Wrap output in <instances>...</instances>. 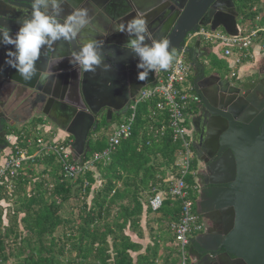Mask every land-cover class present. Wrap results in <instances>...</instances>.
<instances>
[{
    "label": "water",
    "instance_id": "water-1",
    "mask_svg": "<svg viewBox=\"0 0 264 264\" xmlns=\"http://www.w3.org/2000/svg\"><path fill=\"white\" fill-rule=\"evenodd\" d=\"M169 2L170 9L163 8ZM222 0H65L61 5V19L70 15L76 8H87L92 23L75 40L58 41L54 45L52 55L63 57V61L53 69L59 73L54 77L56 83L41 86L34 78L24 81L19 73L5 64L6 52L15 50L14 46H0V151L8 148L7 130L18 125L34 122L44 118L55 125L59 131L72 138L71 148L74 159L84 165L91 153L90 138L98 131L100 120L106 114L111 122L116 116L123 117L129 103L142 89L155 82V72H149L143 80L138 79V57L124 45L129 37L126 33L117 32L121 24H126L135 17L146 19L152 40H169V50L181 52L189 33L199 27L216 31L222 28L230 36L239 35L237 20L239 13L231 2L223 4ZM212 7V9H211ZM221 9L217 13V9ZM32 0H0V18L6 28L11 29L14 36L25 19L30 18ZM177 10L174 12L173 10ZM216 9V11H214ZM89 39L103 41L104 63L112 66V70L98 69L95 73H78L70 63L71 53L77 50L82 42ZM146 43H150L146 40ZM201 49L197 41L189 49L193 70L192 86L196 95L203 100V106H212L209 80L221 81L220 76L213 75L208 64L200 63L195 56ZM46 49L41 50V60L37 67L43 69L46 60ZM164 71V70H161ZM264 86V81L261 82ZM17 87L24 95L23 102L10 109L7 97L11 99L13 88ZM236 88L229 87L232 94ZM33 104L31 114L23 122L12 120L14 114L28 109ZM19 105V106H18ZM233 121V117H231ZM231 125L235 133L231 138L222 139L224 148L233 155L237 170L233 173L231 190L224 202L226 209L216 213L209 219L213 231L204 236L216 234L220 225L224 227L217 249L212 250L215 256L206 254L201 242L190 248V255L195 264H264V113L254 122L238 129L234 122ZM41 126V125H39ZM216 230V231H215ZM202 251V252H201Z\"/></svg>",
    "mask_w": 264,
    "mask_h": 264
},
{
    "label": "trees",
    "instance_id": "trees-1",
    "mask_svg": "<svg viewBox=\"0 0 264 264\" xmlns=\"http://www.w3.org/2000/svg\"><path fill=\"white\" fill-rule=\"evenodd\" d=\"M235 3L243 24L258 28L262 0ZM147 112L110 161L78 179H64L57 158L45 154L24 163L14 190L0 186V264H179L169 228L180 220L181 201L165 199L158 212L150 206L176 173L178 146L169 131L148 136ZM107 145L90 144L91 155ZM186 182L196 186V174Z\"/></svg>",
    "mask_w": 264,
    "mask_h": 264
},
{
    "label": "built area",
    "instance_id": "built-area-1",
    "mask_svg": "<svg viewBox=\"0 0 264 264\" xmlns=\"http://www.w3.org/2000/svg\"><path fill=\"white\" fill-rule=\"evenodd\" d=\"M260 30V28L250 29L248 24H245L239 27L238 36H230L224 31H211L204 27H199L197 31L189 33L183 45L184 49L176 53L169 67L164 71H156L155 82L142 89L131 100L127 113L110 134L106 149L95 153L89 160L87 159L84 165L75 161L71 142L68 144L46 142L44 138L38 137L39 133L35 142L29 136L22 134L23 141L27 147L35 143L39 149L38 154L43 153L56 157L61 165L64 179L74 181L90 171L96 162L110 161V156L117 148L132 138L137 120L146 108L148 112L146 116H143L146 119L148 136L157 139L169 131L173 142L178 146L176 173L165 180L167 187L156 193L150 200V206L153 212H158L165 199L181 201L180 220L172 223L169 231L176 244L179 264H193V258L190 255L191 238L204 232V224L195 212V203L189 196V187L186 182L194 160L192 139L186 125L187 118L194 112L200 101L190 81L193 70L187 60L186 51L188 50L186 49L197 41L208 45H219L224 59L231 68L230 78L237 79L239 78V67L253 62L256 58L255 47ZM152 103H154L153 106ZM164 118L168 120V124L161 123ZM155 123L161 124L156 126ZM19 141L20 137L16 133L8 135L7 142L10 152L0 151V186H5L9 191L14 190V182L20 177L24 163L35 159L28 154L27 149L18 146Z\"/></svg>",
    "mask_w": 264,
    "mask_h": 264
},
{
    "label": "flooded vegetation",
    "instance_id": "flooded-vegetation-1",
    "mask_svg": "<svg viewBox=\"0 0 264 264\" xmlns=\"http://www.w3.org/2000/svg\"><path fill=\"white\" fill-rule=\"evenodd\" d=\"M229 1L236 6L235 0H222L221 2L229 5ZM168 3V1L163 3L164 9L171 8ZM173 11L177 12L176 9ZM220 11V8L217 9V13ZM211 55V50L200 49L195 56L192 54L191 57L199 58L202 56L200 63L206 62L212 71L210 73L217 77L220 76L221 81L226 80V82H220L216 78L209 80L210 92L208 95L211 98L212 106L204 107L203 100L198 96L200 102L194 112L187 118V128L192 139L194 158L201 165V170L195 172V188L199 192V198L196 203L194 202L195 212L204 224V232L201 234L200 242L210 249L205 252V255L215 256L216 253L211 251L217 249L221 240L219 232L224 231V227L220 225L221 229H218L216 234L208 236H204V234L213 231L209 219L215 217L216 213L221 214V211L226 209L224 202L229 197L227 192L231 190V184L233 183L231 178L237 170L233 155L224 148L222 139L225 138L227 142V139L235 133L231 122H234L238 129H242L249 124V121H256L264 113V86L261 85V82L264 81V62L255 68L254 73L250 76L253 78H249L242 84H236L230 76H221V74L214 71L210 62L205 60L210 58ZM189 56L187 55V60L191 65ZM192 80L193 74L190 79L191 83ZM0 84L3 89L7 87L3 82H0ZM228 85L236 88L238 92L232 90V94H229ZM11 92H13L10 96L13 100V106L18 103L20 105L24 99L22 91L15 87ZM4 99L5 97L1 101L4 102ZM27 106L28 109L23 111V117L19 116L23 112H19L14 114L12 120L16 122H22L23 118L25 120L31 114L33 104H27ZM231 117H233V121H231ZM101 122H108L106 114L100 120ZM9 131L7 130L8 134ZM193 264H195V260H193Z\"/></svg>",
    "mask_w": 264,
    "mask_h": 264
},
{
    "label": "clouds",
    "instance_id": "clouds-1",
    "mask_svg": "<svg viewBox=\"0 0 264 264\" xmlns=\"http://www.w3.org/2000/svg\"><path fill=\"white\" fill-rule=\"evenodd\" d=\"M65 0H32L30 18L25 19L19 31L13 36L11 29L0 23V46H14V51L6 52L5 64L14 68L24 81L34 78L41 86L50 82L56 83L54 77L59 73L54 72L63 57L52 55L54 45L58 41L75 40L92 23L87 8H76L67 17L61 19V5ZM2 22V18H0ZM117 32L126 33L128 43L124 45L135 54L139 63L138 79L143 81L151 71L165 70L176 57L175 50H169V40H152L146 19L135 17L126 24H121ZM149 40L150 43H146ZM46 49L43 69L37 67L41 60V50ZM103 41L89 39L71 53L69 59L78 73H95L98 69L112 70V66L104 63Z\"/></svg>",
    "mask_w": 264,
    "mask_h": 264
},
{
    "label": "rangeland",
    "instance_id": "rangeland-1",
    "mask_svg": "<svg viewBox=\"0 0 264 264\" xmlns=\"http://www.w3.org/2000/svg\"><path fill=\"white\" fill-rule=\"evenodd\" d=\"M262 3H264V0H262ZM259 11H260V14H259V22H258V28L260 27H264V6H261L259 8ZM242 11L240 10V13ZM246 18H248V15H245ZM246 20V19H245ZM248 23H249V20L247 19L246 20ZM244 21V18H241L239 16L238 20H237V23L238 25L242 26ZM247 22H246V25H247ZM218 32H222L223 29L222 28H219L217 30ZM203 45H206L205 42H203ZM210 45V44H209ZM208 47L212 50L213 54L210 56V58H208V61L210 62L211 66H213L214 68V71L221 74V76H227L229 77L230 76V73H231V68L228 66V64H226L225 62V59L223 57V54H222V49L219 45H210ZM256 49L258 50H262L261 51V55L264 56V37H257V42H256ZM246 65H241L239 68V78H237L236 80L233 79L235 81L236 84H242L244 83L245 81H247L249 78H253V77H250L249 74H247L245 71H243V68L245 67ZM255 70V68H254ZM189 86H187L188 88ZM120 118H117L115 117L114 120H113V123H109V121L107 123H104V122H101L100 123V126H99V130L96 131V132H93L92 135H91V138H90V144L93 146V147H96L102 143H105V142H108V139H109V135L112 134L113 132V129L114 127L120 123ZM35 125H41V135L43 136V138H46L47 137V131L48 130H54V131H57L58 132V128L53 125L50 121L48 120H45L44 118H41L39 120H34L33 122ZM188 127V124L186 125ZM39 127V126H38ZM39 127V128H40ZM11 131H9L10 133ZM71 138H69L68 140L70 141ZM67 144V143H66ZM92 157L91 153L88 154V158L90 159ZM37 170L41 169V167H37L36 168ZM201 170V165L200 163L197 161V159L194 158L193 162H192V165H191V168H190V174L188 177H190L192 175L193 177V173L197 172ZM187 177V178H188ZM188 187H189V196L194 200V202L196 203L198 198H199V192L196 190L195 186H191L189 184H187ZM7 223V222H6Z\"/></svg>",
    "mask_w": 264,
    "mask_h": 264
},
{
    "label": "crops",
    "instance_id": "crops-1",
    "mask_svg": "<svg viewBox=\"0 0 264 264\" xmlns=\"http://www.w3.org/2000/svg\"><path fill=\"white\" fill-rule=\"evenodd\" d=\"M243 25H245V24H242V26L240 25L239 27H243ZM257 46V45H256ZM201 49H208V50H211L209 47H208V44H206V45H203V42H201ZM200 50V49H199ZM199 50H197V51H199ZM212 51V50H211ZM262 51V50H261ZM261 51L260 50H258V49H256V47H255V54H256V58H255V60L253 61V62H249L248 64H246V66L243 68V71H245L247 74H249V76H251L253 73H254V68H256L257 66H259L261 63H263L264 62V56H262L261 55ZM212 54H213V52H212ZM205 60H208L207 58L205 59ZM225 62H226V64H228V66H229V63L225 60ZM230 67V66H229ZM4 101H8V98L7 97H5V99H4ZM12 102H13V100L12 99H10L8 102H7V105H6V107L8 108V109H10L11 110V108L13 107V104H12ZM23 114V115H22ZM19 116H21V117H23L24 116V112L23 113H20V115ZM27 119V118H26ZM25 119V120H26ZM121 120L123 119V117H121L120 118ZM24 120V118H23V120H22V122L23 121H25ZM120 120V121H121ZM39 125H35L33 122H27V123H25V124H23V125H18V127H16V128H14V129H11L10 131V134H12V133H16V135L17 136H19L20 137V141H19V143H18V146L20 147V148H22V149H27V152H28V154L30 155V156H32V157H38V156H40V155H45V154H38L39 153V149H38V147L36 146V144L34 143L32 146H28L27 147V144L25 143V141H23V136H22V134H24V135H26V136H29L30 137V139L32 140V141H34L35 142V140H36V138H37V134L39 133L40 134V136H38V137H41V138H43V136L41 135V132H42V130H41V127L39 128L38 127ZM116 127V126H115ZM115 127H114V129H115ZM36 129L39 131H36ZM113 129V130H114ZM10 134H8V135H10ZM110 136V135H109ZM45 139V141L46 142H51V141H54V142H61V143H72V138L70 139V141L68 140L69 139V137L65 134V133H63V132H61V131H59L58 130V132L57 131H54V130H48L47 131V137L46 138H44ZM107 144H108V142H107ZM108 146V145H107ZM5 153H8V152H10V148L8 147L7 149H5V150H3ZM87 159L89 160V158H88V156H87ZM201 235H197V236H195V237H193L192 238V242L194 243V244H197V242L198 243H200V241H201ZM166 241V240H165ZM170 244H168V246H169ZM165 247V246H164Z\"/></svg>",
    "mask_w": 264,
    "mask_h": 264
}]
</instances>
